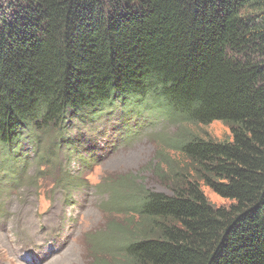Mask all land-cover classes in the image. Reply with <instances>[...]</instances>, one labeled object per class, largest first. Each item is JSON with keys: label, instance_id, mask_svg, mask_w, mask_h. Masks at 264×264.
I'll return each mask as SVG.
<instances>
[{"label": "trees", "instance_id": "obj_1", "mask_svg": "<svg viewBox=\"0 0 264 264\" xmlns=\"http://www.w3.org/2000/svg\"><path fill=\"white\" fill-rule=\"evenodd\" d=\"M116 103L175 125L220 122L230 138H168L183 160L166 164L171 194L118 191L139 221L100 253L114 264H264V0H0V181L16 180L25 165L12 158L26 163L27 149L53 166L75 153L82 125ZM59 172L56 184L76 187L78 175Z\"/></svg>", "mask_w": 264, "mask_h": 264}, {"label": "rangeland", "instance_id": "obj_2", "mask_svg": "<svg viewBox=\"0 0 264 264\" xmlns=\"http://www.w3.org/2000/svg\"><path fill=\"white\" fill-rule=\"evenodd\" d=\"M115 106V121L113 115L82 125L83 139L74 145L75 153L69 150L51 159L55 166L46 161L27 165L19 172L22 180L17 184L1 182L0 207L5 217L0 219V264H99L103 258L114 264L110 256L100 253L101 243L107 247L102 239L120 236L117 229L129 231L128 221L133 217L135 223L139 221L132 211L121 208L116 193L144 188L169 196L171 174L166 164L182 167L183 160L163 146L182 130L205 140L230 138L220 122L181 126L167 122L157 111L142 113V109ZM76 125L73 120L64 132L68 147L76 138ZM43 164L50 165L45 169L54 173L40 172ZM58 172L78 175L76 187L64 189L56 184ZM201 190L216 207L229 204L209 188ZM127 204L123 199V206Z\"/></svg>", "mask_w": 264, "mask_h": 264}, {"label": "bare ground", "instance_id": "obj_3", "mask_svg": "<svg viewBox=\"0 0 264 264\" xmlns=\"http://www.w3.org/2000/svg\"><path fill=\"white\" fill-rule=\"evenodd\" d=\"M144 113H147V112H144ZM22 138V137H21ZM52 158L55 156V155H50ZM65 159H67V157H65ZM66 246V245H64ZM59 261V260H58Z\"/></svg>", "mask_w": 264, "mask_h": 264}]
</instances>
